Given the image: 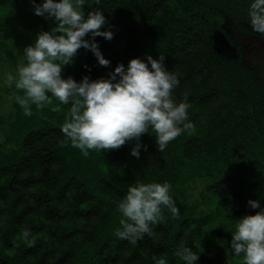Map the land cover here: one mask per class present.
I'll list each match as a JSON object with an SVG mask.
<instances>
[{"label":"trees","instance_id":"1","mask_svg":"<svg viewBox=\"0 0 264 264\" xmlns=\"http://www.w3.org/2000/svg\"><path fill=\"white\" fill-rule=\"evenodd\" d=\"M20 19L63 63L0 87V264H264V0H0V60Z\"/></svg>","mask_w":264,"mask_h":264},{"label":"rangeland","instance_id":"2","mask_svg":"<svg viewBox=\"0 0 264 264\" xmlns=\"http://www.w3.org/2000/svg\"><path fill=\"white\" fill-rule=\"evenodd\" d=\"M33 28L25 30V24L21 21H15L10 25L5 33H3V41L5 43V51L3 59L0 60V87H5L7 77H22V71L29 69L33 61L25 60V57L31 55L37 64L49 63L62 64V58L53 54L50 43L55 38L53 36H35ZM232 38L242 44L245 60L249 65L254 67L260 76H264V40L243 32H231ZM219 47L227 49L225 42L219 41ZM63 50H59L62 52ZM18 97L16 95H4L0 103L1 112L8 115L12 109L13 102ZM199 189L193 187L190 190L191 200L199 198Z\"/></svg>","mask_w":264,"mask_h":264}]
</instances>
